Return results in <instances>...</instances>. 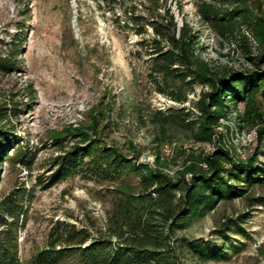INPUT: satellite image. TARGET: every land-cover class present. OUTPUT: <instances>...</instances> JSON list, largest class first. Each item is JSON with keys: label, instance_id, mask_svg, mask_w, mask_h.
<instances>
[{"label": "trees", "instance_id": "trees-1", "mask_svg": "<svg viewBox=\"0 0 264 264\" xmlns=\"http://www.w3.org/2000/svg\"><path fill=\"white\" fill-rule=\"evenodd\" d=\"M129 1L98 3H106L117 27L139 37L136 53L147 55V75L154 89L184 102L196 82L209 85L193 102L194 111L185 107L156 111L161 132L173 124L188 131V139L194 143H212L214 147L198 153L194 145L178 150L185 154L183 168L172 175L159 165V156L152 165L139 159L141 150L127 153L86 131L78 132L83 136L79 141L59 144L60 152L53 159L55 170L44 187L79 175L111 185L114 204L105 224L94 226V230L56 220L50 240L34 255L37 264H59L73 257L79 264H205L226 260L239 253L244 239L251 237L244 226L250 212L225 216L212 230L214 238L192 237L185 230L222 201L245 197L250 206L264 205V194H249L252 187L264 184V42L259 53L251 54L243 31L245 26L262 40L264 34L257 32L264 27V15L258 0H232L229 8L220 10L207 6L204 16L217 34L238 37L255 66L225 71L212 69L201 58L196 31L185 18L179 24L167 0ZM20 52L21 41L15 36L7 53L0 54V71L16 70ZM241 103L247 107L245 112L239 111ZM233 113L240 129L255 132L256 148L246 156L232 144L221 142V131L215 144L217 128H229ZM5 117L6 111L0 110V163L10 158L13 150H21L16 135L1 123ZM66 137L72 138L65 134L58 137L59 143ZM21 153L18 160L32 169L33 154ZM35 187L21 185L0 195V264L20 262L18 231L28 220Z\"/></svg>", "mask_w": 264, "mask_h": 264}, {"label": "rangeland", "instance_id": "rangeland-1", "mask_svg": "<svg viewBox=\"0 0 264 264\" xmlns=\"http://www.w3.org/2000/svg\"><path fill=\"white\" fill-rule=\"evenodd\" d=\"M258 3L264 15V0ZM209 5L220 10L229 8L232 0H167L179 24L185 18L196 31L197 52L212 69L254 68L239 38L219 36L204 16ZM107 8L98 0H0V54L7 53L13 37L21 41L16 58L19 67L0 71V110L6 111L1 123L21 146L0 163V195L17 186H36L28 220L18 231L19 264H37L34 255L50 240L56 220L94 230V226L104 225L110 214L114 195L109 184L78 175L44 187L55 170L53 159L59 146L82 139L78 132L86 131L127 153L141 150L139 159L152 165L159 156V165L172 175L183 168L185 154L178 150L194 145L198 153L214 147L212 143H194L188 139V131L173 124L161 132L155 117L156 111L167 112L168 107L194 111L193 102L209 88L208 83L196 82L184 102L157 92L147 75V55L136 53L139 37L117 27ZM243 31L251 54L259 53L264 35L260 40L245 26ZM260 33L264 34V27L258 29ZM246 110L241 103L239 111ZM236 116L233 113L228 120L229 128H217L215 144L221 131V142L232 144L246 156L256 148V136L254 130L240 129ZM65 134L72 138L59 143L58 137ZM20 151L33 154L32 169L18 160ZM249 194H264V184L252 187ZM242 212H250L244 226L251 235L244 239L243 249L226 260L205 264H264V205L250 206L245 197L222 201L185 233L214 238L212 230L225 216ZM59 264L79 262L73 257Z\"/></svg>", "mask_w": 264, "mask_h": 264}]
</instances>
